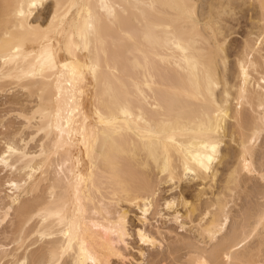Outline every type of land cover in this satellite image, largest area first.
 I'll return each mask as SVG.
<instances>
[{
  "label": "bare ground",
  "instance_id": "6f19581e",
  "mask_svg": "<svg viewBox=\"0 0 264 264\" xmlns=\"http://www.w3.org/2000/svg\"><path fill=\"white\" fill-rule=\"evenodd\" d=\"M48 1L0 0V86L32 91L36 105L23 119L26 128L38 120L33 130L47 142L33 153L10 139L0 151L2 168L17 174L5 183L1 211L16 209L17 228L28 236L19 241L34 235L27 245H43L0 261L88 264L109 244L97 217L113 223L111 207L122 203L146 215L161 182L208 180L213 190L218 167L231 159L217 191L181 198L185 210L173 219L194 225L203 243L189 249L186 264H261L238 251L240 236L225 232L241 177L256 171L253 149L264 130L263 0L254 1L255 21L234 50L232 76L230 21L238 18L237 27L253 0H201L206 11L199 0H53L46 25L32 24ZM227 137L237 147L232 154L222 152ZM175 204L164 202L169 210ZM250 218L246 235L264 232V211Z\"/></svg>",
  "mask_w": 264,
  "mask_h": 264
},
{
  "label": "rangeland",
  "instance_id": "374dc122",
  "mask_svg": "<svg viewBox=\"0 0 264 264\" xmlns=\"http://www.w3.org/2000/svg\"><path fill=\"white\" fill-rule=\"evenodd\" d=\"M203 1L208 2V0ZM203 1H201L202 4L200 2L201 6L199 5V7L206 11L207 4L205 6ZM254 1L255 0H253V3H251V7L249 9L245 7L247 8V10L244 9V11L246 12L243 13L242 16L239 15L241 17L238 16L239 24L237 27L233 26H236V24L238 23V18L235 21L231 20L233 22L230 21L232 27L231 25L229 26L231 29H234L232 30L233 34L228 37V42H230L229 44H231L229 45L230 47L228 64V71L230 73V76H232L231 74L234 72V70H232L235 64L234 58H236L234 54L236 51L237 53H240L239 48L240 51L243 48L242 43L244 42L246 36L249 34L248 31L251 25L250 22L255 21V16L257 15H255ZM52 4L53 0H49L48 2H46V4L43 5V7H41V9L36 10L32 16L35 18H31L33 20L31 21V23L33 24L36 22L37 24L39 23L42 25H46V23L50 19L49 17L51 16V10L53 9ZM198 9L199 11L202 10H200V8ZM202 11L200 13H202ZM252 82H254L252 84H254L255 87V80H252ZM19 87L18 85L11 84V82H8V84L5 82L4 86L3 84H1L0 86V151L3 150L2 148H4L5 142L12 139L14 142H17L19 144L21 149L25 147V149H28L30 152L38 153V148H40L42 144L47 143L46 140L43 139L45 137L41 131L39 132L41 134H38L37 132L35 133L34 131L35 128H38V120H34V123L32 122V125H30L32 127H29V129L26 128V120L23 119L31 113L29 109L32 110L36 105V97L30 96L32 92L31 90ZM28 91H30V94ZM245 109L247 108L245 107ZM247 112L250 113L249 111ZM251 115L252 113L249 114V116ZM33 124H35L36 127ZM256 142V146L254 147L255 151L253 149V163L255 162V164H253V167L255 166L254 168H256L255 170L257 172L255 171V173H252V175L250 174V176L249 174L244 173V176L241 177V187L237 189L235 196H233L234 203L231 204L230 222L226 228L225 234L229 236L233 235L234 233V236H240L243 242L239 245L238 251L244 253L246 252L245 250L248 249V253L252 252L251 254L254 256V258L260 261L261 264H264L263 230L259 228L253 235H246L251 233L252 227L254 226V218L251 219L250 217H255V213H258L259 210L260 212L262 210L264 211V130ZM40 143L42 144L40 145ZM222 148H224L222 149L223 153H228L230 151L229 153L232 154L237 147L236 144H234V142H231L227 137L225 138V144H223ZM230 162L232 163L231 159H229L228 162L225 161L224 164L218 167L219 173L217 175L215 184H213L215 186H213V190L211 188L210 190L209 188H207V185L210 184L209 182H207L208 180L203 184H201V181L199 180H188L180 185L174 186L168 182L159 183L158 186H156L157 195L153 204V208L146 215H143L141 210L134 205L129 206L125 203H122L119 205V207L112 206V214L110 218L113 223H107L106 221L102 220L101 217H97L99 220V225L96 228V231L100 233L99 235L101 241L107 239L109 241V244L107 245L105 243H102L100 248L97 249L95 256L96 259H93L88 264H186L190 256L188 254L189 249L203 247V243L199 242V237L197 236L194 225L188 223V221L183 218H179L178 221H175L173 219L174 211L180 212V215L184 212L185 209L181 205V198L191 202L193 201V198L197 194V192L201 189H208L207 191H205L208 192L207 197H210V191H217V188L221 186L222 177H224L227 172V169L225 171L226 166H228L229 168L232 165ZM15 166L17 167V165ZM260 173L262 174V176H260ZM14 175L17 174H10L9 171L5 170V168H2V166L0 165V208L5 207L4 204L7 202V193H10V190H8L9 188L5 183L11 178V176L14 177ZM50 176H52V174ZM245 176H247L248 179ZM53 177L54 173L52 178ZM50 182H52V180ZM50 182L47 181V184L45 182L46 186L50 185ZM42 187L43 188H41V190L45 189L44 186ZM42 191L39 195H42L41 193L47 192V187L44 192ZM43 195V198L47 196V194L45 196V193ZM33 197H35V194L34 196H27L26 198H24V200L26 201L27 198L28 200H33ZM207 197L204 196L203 200H205ZM47 198L48 196L45 199ZM171 199H174L176 201V204L174 205L173 209L169 210L166 209L164 202ZM24 200L22 199L23 202ZM1 210L4 211L5 208L0 209V212L2 214H0V218H3L4 212ZM124 212H126V215L122 216L121 214H123ZM15 214L16 209L15 211H9V215L7 217H4V221H1L0 223V255H2L3 257V254L5 252V254L11 255L13 251H16L13 252V254H18L21 252L24 254V252L28 253L29 251L35 253L36 250H38L39 252V248L43 245L40 244L41 242L35 243L33 246L29 245L30 247L27 245V243L30 244V240L33 239H30L32 235L29 236L30 240L27 238V240H24V238L28 236L27 234H20L19 228L21 225L19 226V224L21 223L18 222H20L21 219L18 218L20 219L18 221L17 215ZM31 222L29 223V225L31 226L36 224V222L35 224L34 222L31 224ZM185 222V226L182 227L181 223ZM17 226L19 228H17ZM28 228L29 230L32 229L30 228V226ZM25 229H27V227ZM15 231H17V233H15ZM26 231H28V229ZM242 232H244L245 235H243ZM20 235L21 237L24 236L22 241H19L21 240V238L19 239ZM242 236L246 237L247 239ZM32 237L35 236L33 235ZM53 238L56 237H52V239ZM16 239L17 241H15ZM33 240L31 241V244L33 243ZM49 240L50 237L46 238L44 243ZM18 241L19 243L23 242V248L22 246H20L21 243L18 245ZM25 246H28V252L27 249L26 251L24 250ZM15 248L18 249V251ZM20 248H22V250ZM44 248H46V244ZM44 248L42 247V249ZM208 249L211 250V248ZM32 252H29V254H32ZM22 253L21 255H23ZM6 258H3V261L1 259L0 264H3L4 262L6 263ZM8 260H10V257ZM8 262L10 264V261ZM29 263L31 264V262H28L27 264ZM65 263L66 262H64V264Z\"/></svg>",
  "mask_w": 264,
  "mask_h": 264
}]
</instances>
